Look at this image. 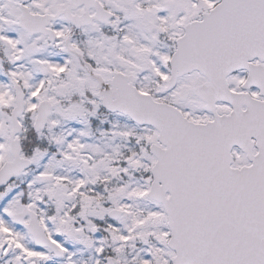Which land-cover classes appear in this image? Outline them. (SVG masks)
Returning a JSON list of instances; mask_svg holds the SVG:
<instances>
[{
	"label": "snow or ice",
	"instance_id": "snow-or-ice-1",
	"mask_svg": "<svg viewBox=\"0 0 264 264\" xmlns=\"http://www.w3.org/2000/svg\"><path fill=\"white\" fill-rule=\"evenodd\" d=\"M0 264H264V0H0Z\"/></svg>",
	"mask_w": 264,
	"mask_h": 264
}]
</instances>
